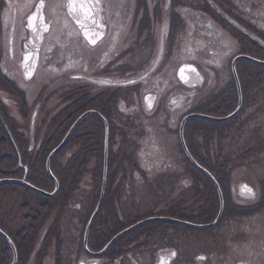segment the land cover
<instances>
[{
  "label": "flooded vegetation",
  "instance_id": "obj_1",
  "mask_svg": "<svg viewBox=\"0 0 264 264\" xmlns=\"http://www.w3.org/2000/svg\"><path fill=\"white\" fill-rule=\"evenodd\" d=\"M19 1L26 0H0V157L12 156L15 150L18 166L24 170L20 178L26 179L28 170L25 163H22L21 157L39 155L42 142L49 134L46 132L47 127L52 125L53 130L57 128L69 112L74 115L75 121L84 112L96 110L100 115L90 113L84 116L77 126L82 121L88 124L91 115L97 120H102L103 123V119L111 120L115 125L113 131L115 143L118 139L117 150L121 149L120 142L127 141L129 149H132L133 142L137 146L139 144V149H135V155L141 163L137 166L124 165L122 167L126 173L124 180L112 181L108 187L106 182L103 197L89 228L85 245L86 225L102 191L101 186L99 198L95 200L96 186L90 179L94 165L93 159L90 158L82 169L81 179L73 187L68 204L71 215L70 227L73 231L71 236L74 240L71 246L68 244L69 260H64L65 249L63 251L62 248V244L65 243L62 222L63 217L65 216L67 220L68 216L62 213L61 217L56 215L54 221L50 223L42 222L31 252L25 260L17 259L16 264H48L46 246L51 240V235L55 239L53 264H256L251 257L254 246L253 222L251 220L245 223V226L238 225L239 217L249 220L248 216L252 214L236 213L235 196L230 199L224 198V207L227 201H230L233 211L228 217L222 215L218 223L211 228L192 229L171 220H160V223L154 221V224L149 222L145 227L142 225L131 230L125 237L121 236L106 251L100 254L95 253L100 251L114 234L145 217L168 216L181 220L209 222L206 220L207 215L203 214L204 208L202 211L199 210L196 216H187L185 214L187 208L178 206L172 209L171 215L169 204L163 206L165 203H161L155 206L156 203L152 202L149 208L143 209L141 196L129 197L131 189L141 190L152 186L148 175L144 176L142 181H129V177L137 167L144 171L150 167V165H142L141 160L142 150L145 147L149 150L150 148L147 145L141 146L143 137L140 136L136 141L133 139L137 137L140 129H143L142 136L151 139L148 143L150 147L164 153L167 149L159 145L157 135L160 133L168 142L169 137L174 133L179 138L181 120L185 115L193 112L189 110L192 105L204 102L213 84L209 79L210 75L214 74V70H217L224 57L237 54L238 44L243 43L248 49L252 47L251 40L255 36H253V27L258 29L264 27V7L258 6L260 11L255 13L252 0H247L246 3H241L242 0H219L218 3L214 0H193L191 5H188L187 0H125L116 9L117 4L101 0V6L104 9L101 13L104 17V35L96 45H90L85 42L80 26L68 12L66 7L68 0H63V10L56 7L55 1L51 3L49 0H44V7L40 13H37V17L43 14L48 31L40 33L42 41L38 63L33 75L28 78L23 61L26 46L34 33L27 26V18L36 12L40 0H30L29 6L22 13L17 5ZM76 2L80 3V0ZM147 20L148 23H146ZM165 20H167L168 32L164 39L163 54L159 62L153 64L159 47V33L156 29L158 24L162 26ZM175 24L183 27L181 32H176L179 28L176 29ZM88 30L91 32L92 29ZM248 37H251V40ZM255 38L262 43L258 37ZM180 40L187 42L185 43L187 46L179 47ZM9 43L13 44L12 51H9L7 47L9 59L14 60L18 57V70L25 84L35 76L43 60L47 62V65L56 68L66 66L65 69H70L69 83L58 78L49 91L40 88L33 94L31 100L29 87L17 77L20 75H13L3 67L5 44L9 45ZM100 44L102 47L99 48ZM233 49L235 52H232ZM174 58H180L182 61L176 69L182 64L195 65L203 74L202 83L199 84L196 79L191 83L188 82L189 85L175 82L171 76V64ZM145 59L149 63L139 66V63ZM186 67L183 70L188 74ZM148 71L149 73L146 74ZM122 72H133L135 74L131 77L142 76L143 79L140 78L128 88L99 83L105 80L120 81L123 79L119 76ZM111 97L112 102H110ZM146 97L149 99L146 100ZM203 98L205 99L202 100ZM173 100L176 103H172ZM149 102H152V108L146 111L145 104ZM213 102L211 105L218 104L220 107L219 102ZM97 120L93 121L97 123ZM199 126L201 125L190 126V129L193 130ZM230 128H236V125ZM204 130L201 128L196 132L202 133ZM206 131L212 140L217 139L214 129L208 128ZM83 136L88 138L92 137V134ZM74 139L72 152L75 159H78L81 147L78 132H75ZM140 146L144 148L141 150ZM245 147L242 148L246 149ZM242 148H237L236 152ZM201 151L204 152V149ZM161 157H163L162 154ZM78 163L77 160L74 166L76 173L79 168ZM1 168L6 173L12 170L8 166ZM237 168L235 167L233 172ZM85 169L88 172L86 171L87 178L84 179ZM244 184L252 185L257 192L255 185L251 184L246 177L242 175L234 177L233 188L236 197L241 201H249L239 195V187ZM107 189L110 194L108 196H106ZM84 193H87L85 197L82 195ZM257 197L258 192L253 201L258 199ZM200 199L204 200L203 197ZM66 207L56 209L63 211ZM6 210H10L7 205ZM6 210L1 209L0 214ZM61 210L59 212H62ZM12 229L11 223V228L6 230L10 232ZM6 234L9 235L7 232ZM101 243H104L102 247H100ZM239 248L241 250H238ZM173 252L175 256L172 255ZM38 253L43 254L40 256Z\"/></svg>",
  "mask_w": 264,
  "mask_h": 264
},
{
  "label": "trees",
  "instance_id": "obj_2",
  "mask_svg": "<svg viewBox=\"0 0 264 264\" xmlns=\"http://www.w3.org/2000/svg\"><path fill=\"white\" fill-rule=\"evenodd\" d=\"M253 36L254 39L251 40V37L248 39L252 42V47H250V51H252V55L255 58L264 60V27L262 29H258L255 26L253 27ZM240 37V34H239ZM258 37L262 43L258 42L255 38ZM240 53V52H239ZM244 53V52H241ZM236 70L239 77V81L242 89V106L239 112L232 117L231 119L224 122L211 121L200 118H192L187 121L184 129V138L187 143V147L193 156V158L204 168H206L217 180L218 184L223 193L224 198H232L231 186L233 182V170L237 165L245 164L243 161L250 155L252 152V147H245L246 149H241L235 153H227L224 150V146L221 145L220 142L224 141L228 137V128L231 126H243L245 121L250 118H254L256 114L260 112H264L262 108V103L255 105L257 103L256 92L257 90L261 91V97L264 96V65L256 64L247 59H240L236 63ZM253 74V75H252ZM252 75L253 78L249 82V76ZM258 78V81L254 80V77ZM253 86L251 89V94L249 95L248 86ZM256 90V92H255ZM219 100L220 107L222 108L221 116H225L228 113L232 112L238 103V94L236 90V84L232 77H230L229 82L221 88V90L216 94L211 101ZM113 98L111 97V101ZM250 104H253L250 106ZM112 105V104H111ZM250 106V107H249ZM245 114V115H244ZM242 116V118H241ZM74 115L72 113H67L66 118L62 121V123L55 128L51 129L46 139L42 142L40 147L39 155L37 156H27L21 157L22 163H25L27 166V177L26 180L31 184L45 190L48 192L53 191L54 189V181L49 176L45 168V160L49 154V152L56 147L65 133L74 122ZM93 120H97V118L93 115L90 116V122L85 124L82 121L69 136L68 140L64 144V146L51 158L50 167L53 175L59 182V189L53 196H45L43 194L34 192L28 187L15 183V182H5L0 183V187L2 184L11 183L13 186L20 185L23 187L21 195L22 199L16 201L17 210L12 213L11 218H6L3 214H0V228L6 233L9 234L12 239L16 251L18 260L22 261L27 258L29 253L31 252V248L34 245V241L37 238L38 228L42 224V222L58 207L68 206L73 187H75L76 182L81 179V175L84 169L85 164L89 161V159H93V168L91 170L90 179L92 182H95L96 186V194L95 200L99 198L100 188L102 186V175H103V148H104V123L102 120L98 119L97 123ZM108 120V119H107ZM235 120V121H234ZM245 120V121H244ZM234 121V122H233ZM233 122V123H232ZM238 122V123H237ZM204 123H212L215 126H221L222 129L216 131L217 144L215 145L216 154L214 156H210L211 150H208L206 147V155L203 156L199 154L198 145L194 139L195 133L197 129L205 127H195L193 132H190V126L194 125H202ZM219 123H224L223 125H218ZM237 123V124H236ZM109 124V153H108V171H107V187L109 183L115 180H121L124 175H126L124 169L122 168L126 163H132V156L126 153H121V156L114 158L113 157V144L115 143L113 131L115 129V125L108 120ZM50 127H52L50 125ZM202 131L203 132H205ZM75 132L79 133L81 139V147L78 153V159H75V156L72 152V145L74 143ZM84 134H92V137L85 138ZM84 137V138H83ZM204 137L207 140H210V134L205 132ZM88 139V140H87ZM16 146V142L14 141ZM224 144V142L222 143ZM181 153L184 156L185 161L190 167V173L192 174L193 187L197 191L196 197H203L206 199L205 209L203 214L207 215L206 220H211L214 218L218 212L219 201H218V192L212 180L204 174L201 170L195 168L185 156L181 145ZM112 148V149H111ZM118 154V153H117ZM233 155V156H232ZM114 159H118L116 165L119 168H113L111 172V165H115ZM78 160V172H75V164ZM258 160V159H257ZM261 160V158H260ZM264 163V162H263ZM11 167L12 170L9 172H3L1 167ZM264 167V164H261ZM264 171V168L263 170ZM124 172V174H123ZM24 174V170L19 168L18 166V156L14 150V155L8 157H0V178L1 177H18L20 178ZM261 189L264 190V175H261ZM14 188L11 189L14 193ZM9 194L8 192L5 193ZM26 194L34 195L37 199L33 203H29L26 199ZM2 194H0L1 196ZM4 195V194H3ZM110 195L107 193L106 196ZM258 201V202H257ZM255 204L246 205V203L238 202L236 204V213L240 215H248L252 213H257L263 208L264 202V194L257 200ZM254 203V202H253ZM232 202L230 204L225 205L223 216L228 217L232 210ZM6 210L5 201L2 197H0V210ZM7 211V210H6ZM10 211V210H9ZM12 212V211H11ZM205 220V221H206ZM203 222V221H200ZM11 223L13 226L12 231H7L6 229L11 228ZM155 223V222H152ZM144 226V225H143ZM127 235V234H125ZM125 235H123L125 237ZM122 236V237H123ZM111 237V236H110ZM109 237V238H110ZM120 239V238H119ZM106 241V240H105ZM104 243H101L100 247H102ZM43 253H38V255H42ZM13 258V252L11 250L10 244L8 241L0 235V264H10ZM38 259V258H37Z\"/></svg>",
  "mask_w": 264,
  "mask_h": 264
},
{
  "label": "rangeland",
  "instance_id": "obj_3",
  "mask_svg": "<svg viewBox=\"0 0 264 264\" xmlns=\"http://www.w3.org/2000/svg\"><path fill=\"white\" fill-rule=\"evenodd\" d=\"M29 1L30 0H26L24 2L19 1L17 3L18 7H19V11L22 13L25 11L26 7L29 6ZM51 3L54 2L56 3V7L63 10V0H49ZM125 0H108V2L110 4H117L116 9L124 2ZM188 1V5L193 4V0H187ZM215 2H219V0H214ZM254 6L253 11L255 13H257V11H260V7H264V0H252ZM247 0H242L241 3H246ZM260 6V7H258ZM257 7V8H256ZM176 19V18H175ZM160 21V20H159ZM148 23V20L147 22ZM160 26V24H158V27ZM176 32H181L183 29V27H181L180 24H175ZM186 30V28H185ZM184 31V30H183ZM240 43V41H238ZM103 43V42H102ZM101 43V44H102ZM187 42L184 41H179L178 45L179 47H186L187 45L185 44ZM101 44L99 45V48L102 47ZM8 45L5 44V48H6V54L5 57H2V64L3 67L8 69L9 72H11L13 75H20L19 70H18V57H15L14 60H10L9 56H8V50H7ZM236 50L244 52V53H248V54H253L252 51H250V49L245 48V45L243 43L238 44ZM235 52V50L233 49L232 52ZM231 52V53H232ZM230 55H227L226 57H224V59L221 61L220 66L217 68V70H214V74L210 73V80L211 82H213L212 86L209 88L208 92H207V96L205 98H203L202 100H204V102H199L196 103L194 105H192L190 107V111H193V113H197V114H204V115H208V116H213V117H219L221 116L222 113V108L218 107V104L211 105V102H219V100H212V98L214 97V95L219 92L223 86L224 83H226L229 79H230ZM43 60V59H42ZM196 63H198V61H195ZM143 63H149L147 62V59H145V61H142L139 63V66H141ZM182 63V61L180 60V58H174L172 61V68H171V76H173V78L175 79V82H177L178 80L175 77V72L174 70H177L176 67ZM67 68L66 66H63L61 68H56L54 66L51 65H47V62L45 60L41 61L39 68L35 74V76L32 78V80L28 83H24L21 79V75L17 76L21 82L26 85L27 87H29V92L31 93L30 98L32 100L33 98V94H35V92L40 89L43 88L42 90H46L49 91L50 87L52 85H54V82L56 81V79L58 78H62L63 82H67L69 83L70 81V69H65ZM58 70V71H57ZM61 73V74H60ZM60 74V75H58ZM133 74V72H122L119 76L123 77V79H126L128 77H131ZM253 75V74H252ZM250 75L249 79L247 82H249L250 80H252L253 76ZM252 77V78H251ZM215 78V79H214ZM254 80L258 81V78H256V76L254 77ZM20 82V83H21ZM210 82V83H211ZM251 82V81H250ZM43 86V87H41ZM128 88V87H126ZM251 89H253V86L250 84L248 86V91H249V95H253L251 94ZM33 92V93H32ZM256 92V90H255ZM261 91L257 90L256 92V96L257 97V103H254L255 105L262 103V108L264 110V96L261 97ZM66 95V94H64ZM61 98V97H60ZM30 100V101H31ZM61 100V99H60ZM213 102V103H214ZM31 103V102H30ZM209 103V105H207ZM253 104H250V106H252ZM249 106V107H250ZM50 111V108H49ZM245 115V114H244ZM242 118V116H241ZM235 121V120H234ZM233 121V122H234ZM245 121V120H244ZM224 122V121H223ZM232 122V123H233ZM225 123V122H224ZM224 123H219L218 125H223ZM238 123V122H237ZM236 123V124H237ZM47 126V125H46ZM52 126V125H51ZM200 127H205L206 130L208 128L214 129V132H216L219 129H222L221 126H215L212 123H204V126H200ZM231 127V125H230ZM228 128L227 132H228V137L227 139H225L224 141L220 142L221 145L224 146V150L227 153H235L237 148H242L245 146L248 147H254L252 148V152H250V155L244 159V163L243 165H237L235 167H238L232 174L233 176V182H234V177H240V175L246 177L248 179V181L255 185L257 192H258V200L260 199V197L264 194V190L261 189V175H264V171L263 168L261 166V164H264V112H260L259 114H256V116L254 118H250L247 119V121H245V124L243 126H241V128L238 126H236V128ZM52 129V127H47L46 132H49ZM205 130V132H207ZM194 130H190V132H193ZM144 130L140 129V132H138L137 137H135L133 140L136 141L137 138H139L140 136L143 137V142L141 144L144 146H148L150 148L146 149L147 147L144 148L140 146L141 148H144L142 150V165L144 166H148L150 165L149 169H146L145 171L141 170L140 168L135 169L132 172V176H130L129 181H142V178L144 176L148 175V179L152 182V186L150 188H142L141 190H134L131 189L129 191V197L134 198V197H138L141 196L142 201L141 202V206L143 209L149 208V206L151 204H153L152 202L156 203L154 204L155 206H158L161 203H165L163 206H166L167 204H169V214H173L172 209H176V207L180 206H185L186 212L185 214H187V216H196L198 212L202 211V209L205 207V202L206 199H200L202 197H200L199 199L196 197L197 191L194 189L193 187V179H192V174L190 173V167L188 166L187 162L184 159L183 154L181 153V148L179 147V138L177 136V134H173L172 136L169 137V142L168 140L161 136V134L159 133L157 135V142H159V145H163L164 149H167L164 153H162L161 151H157L154 148L150 147L149 141H151V139L148 138H144V136H142ZM201 133L200 131L195 133V140L197 143L200 142V146L198 145V150L199 148L204 149V152L199 150V153L202 154L203 156H205V152L208 150H211L210 156H214L216 154L215 151V145L217 144V141L215 142L214 140H212L210 138V140H207L206 137H204V133ZM152 141H153V136H151ZM199 141V142H198ZM118 142V139L116 140L115 145H113V157L117 158L119 157V155L121 156V153H126V154H134L135 153V149H136V144L135 142L132 143L133 147L132 149H129L128 147V151L125 150L124 145L121 147L122 152L120 150H117V146L116 145ZM127 141H125L124 143H126ZM224 142V144H222ZM152 145V144H151ZM206 147H208V150H206ZM112 149V148H111ZM139 149V147H138ZM137 149V150H138ZM243 149V148H242ZM140 150V151H141ZM241 150V149H240ZM202 152V153H201ZM118 153V154H117ZM166 153V154H165ZM204 153V154H203ZM161 154L163 157H161ZM167 155V156H166ZM233 156V155H232ZM161 157V158H160ZM261 158V160H260ZM139 160V158L136 157L135 155V160ZM258 159V160H257ZM118 159H114L115 165H111L110 169L111 172L113 170V167L116 168V163H117ZM126 165H130V163H126ZM87 169H85L84 172V179L85 177L87 178ZM139 175L138 177L136 176L137 174ZM141 176V177H140ZM124 180V178H122ZM192 183V184H190ZM190 184V185H189ZM14 188V193H12L13 191H11V189ZM23 187L20 185H15L13 186V184L11 183H6V184H2L0 187V194H2L0 197H4V201L5 204L10 207V210L12 211H5L4 216H6V218H11L12 217V213H14L16 210L18 212L17 209V205L16 201H20L22 199V192ZM231 191L233 193V196H235V200L237 201H241L238 199V197H236L234 188L232 186ZM9 193L6 194L5 193ZM4 194V195H3ZM83 197H85V195H87V193L82 194ZM37 198L34 195L31 194H26V199L27 201H29V203H33ZM241 202H245L247 203L246 205L249 204H255L257 203L256 200H249V201H241ZM254 202V203H253ZM148 203V204H147ZM227 204H229V201H227ZM226 204V205H227ZM264 205V202H263ZM70 206H67L66 208L63 209L62 212H59L60 210L55 209L52 214L50 215V217L48 216L44 221L46 223H50L54 217L56 215H59L60 217L62 216V213H66L68 217H66L67 220H65V216L63 217V222H62V226H63V231L62 234L64 235V240L65 243H63V251L65 249L64 252V260L68 261L69 258L67 257L68 253V244L69 246H71V244L74 242V240L72 239L73 237L71 236L73 231L71 229V223H70ZM205 209V208H204ZM200 210V211H199ZM58 213V214H57ZM240 215V214H239ZM73 217V216H72ZM50 218V219H49ZM241 219V220H240ZM248 219H242L239 217V221L238 225H243L245 226V223H249L253 222V255L252 260L256 263V264H261L264 263V206L263 208L258 211L257 213H252V215L248 216ZM54 221V220H53ZM203 221V220H199L198 222ZM71 222H72V218H71ZM73 223V222H72ZM160 223V222H159ZM64 224H65V230H64ZM154 224V223H152ZM145 227V226H143ZM239 227V226H238ZM66 235H65V234ZM54 243H55V239L53 238V235H51V240H49L47 242V251H46V259H47V263L48 264H53V260H54ZM238 250H241L240 248ZM249 256V255H248Z\"/></svg>",
  "mask_w": 264,
  "mask_h": 264
},
{
  "label": "water",
  "instance_id": "obj_4",
  "mask_svg": "<svg viewBox=\"0 0 264 264\" xmlns=\"http://www.w3.org/2000/svg\"><path fill=\"white\" fill-rule=\"evenodd\" d=\"M68 3V2H67ZM103 17V15H102ZM104 18V17H103ZM100 23L103 24V19L100 20ZM102 38V37H101ZM41 41H42V35H35L32 37V39L29 41L28 45H27V49H26V52H25V55L29 52H31V57H30V60H29V63L31 64V61L34 59L35 60V66H34V69H33V72L34 70L36 69V66H37V63H38V53H39V48H40V44H41ZM10 48L12 49V43H10ZM240 58H245V59H248V60H251L257 64H261V65H264V60H260V59H257L255 57H252L250 55H246V54H239L237 56H235L233 59H232V62H231V71H232V74H233V77H234V80H235V83H236V86H237V91H238V104H237V107L235 108V110L233 112H231L230 114H228L227 116H224V117H211V116H206V115H201V114H189L187 115L186 117L183 118L182 122H181V125H180V137H181V144H182V147H183V150L185 152V155L187 156V158L189 159V161L199 170H201L203 173H205L207 176H209V178L214 182L215 186H216V189H217V192H218V195H219V200H220V206H219V210H218V213L216 215V217L214 218L213 221L209 222V223H204V224H198V223H193V222H190V221H185V220H181V219H176V218H170V217H150V218H146V219H143L141 221H138L136 222L135 224H132L131 226L121 230L120 232H118L117 234H115L106 244L105 246L98 252H96L95 254H100L102 252H104L117 238H119L120 236H122L123 234H125L126 232L130 231L131 229L141 225L142 223H145L147 221H150V220H153V219H165V220H171V221H174V222H178V223H181V224H184L186 226H189V227H193V228H199V229H202V228H209V227H212L214 225L217 224V222L219 221V219L221 218V215L223 213V196H222V192H221V189H220V186L218 185L216 179L214 178V176L206 169L204 168L203 166H201L193 157L192 155L190 154V152L188 151L187 149V146L185 144V141L182 137V129H183V125L185 123V121L187 119H189L190 117H193V116H198V117H202V118H207V119H212V120H216V121H222V120H226V119H229L231 117H233L240 109L241 107V104H242V96H241V88H240V84H239V80H238V76H237V72H236V68H235V65H236V61ZM23 64H24V61H23ZM188 67V66H187ZM190 68V71L192 70V74L189 75V77H195L197 78V80H201V75L196 71V68L194 67H189ZM194 69V71H193ZM152 70V69H151ZM197 74H199V78L197 76ZM146 75V74H145ZM184 74H179V77L184 80V76H182ZM132 81H136V79H133ZM104 81H101L99 83H103ZM103 84H120V85H125V84H128L126 83V81L124 82H116V83H103ZM90 113H94V114H99L98 111L96 110H89V111H86L84 112L83 114H81L72 124L71 126L69 127V129L67 130V132L65 133L64 137L62 138V140L60 141V143L54 147L48 154L47 158H46V161H45V168H46V171L47 173L49 174V176L53 179L54 183H55V187H54V190L51 191V192H47L33 184H31L30 182H28L27 180H25V177L23 178H20V179H17V178H0V183L2 182H17V183H21L25 186H27L28 188H30L31 190L37 192V193H40V194H43V195H46V196H53L55 195V193L58 191V188H59V183H58V180L56 179V177L53 175L52 171H51V168H50V161H51V158L54 154L57 153V151L65 144V142L67 141V139L69 138V136L71 135L72 131L74 130V128L77 126V124L79 123V121L86 115L90 114ZM104 123H105V140H104V164H103V178H102V191H101V195H100V199L96 205V207L94 208V211L90 217V219L88 220V223L86 225V229H85V233H84V236H85V245H86V237H87V234H88V231H89V228L91 226V223L99 209V206H100V203H101V200H102V197H103V193H104V188H105V183H106V171H107V148H108V127H107V122L105 121V119H103ZM19 161H20V158H19ZM247 186V188H250L252 189V192L256 195V192H255V189L251 186V185H247V184H244V185H241L239 187V195L245 199H251L249 198V195L247 193L246 190H244L242 188V186ZM0 234L5 237V239L9 242L12 250H13V261L11 264H15L16 263V260H17V252H16V249H15V246H14V243L13 241L11 240V238L4 232L0 229Z\"/></svg>",
  "mask_w": 264,
  "mask_h": 264
},
{
  "label": "snow or ice",
  "instance_id": "obj_5",
  "mask_svg": "<svg viewBox=\"0 0 264 264\" xmlns=\"http://www.w3.org/2000/svg\"><path fill=\"white\" fill-rule=\"evenodd\" d=\"M43 7L44 0H40V5L37 7L36 12L27 18V26L37 36H39L41 32L48 31V25L44 22L43 14L41 13L39 17H37V13H40V10ZM66 7L68 8V12L72 16L73 20H75L80 26L85 38V42L90 45H96L97 41L100 40L104 35V26L100 23V20L103 19L101 13L104 11L101 6V0H80V3H77L76 0H68ZM89 28L92 29L91 32L88 30ZM156 31L159 33V47L156 59L153 61V64L158 63L160 56L163 54L164 39L168 32L167 20H165L164 24L158 27ZM31 55V52H29L24 56L25 74L28 78H31L33 75V69L35 66L34 59L31 61V64L29 63ZM105 56H107V53H105ZM101 63H103V61ZM197 76L199 78V74H197ZM74 78L79 79V77ZM141 79H143V77H141ZM185 82L188 83L189 81L185 79ZM103 83H110V81H104ZM126 83L132 84L136 83V81L129 80L126 81ZM147 99L149 98L146 97V100ZM172 103H176V101L173 100ZM148 107H152L150 102ZM242 188L247 191L249 198H255V194L252 192V189L247 188L246 185L242 186ZM172 255L175 256V252H173ZM199 259H203V257H199Z\"/></svg>",
  "mask_w": 264,
  "mask_h": 264
}]
</instances>
